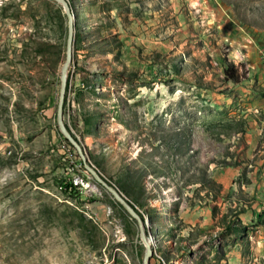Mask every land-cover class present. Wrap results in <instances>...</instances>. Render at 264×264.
I'll use <instances>...</instances> for the list:
<instances>
[{"label":"rangeland","instance_id":"rangeland-1","mask_svg":"<svg viewBox=\"0 0 264 264\" xmlns=\"http://www.w3.org/2000/svg\"><path fill=\"white\" fill-rule=\"evenodd\" d=\"M67 1L64 123L149 264H264V0ZM67 40L60 3L0 0V264H144L59 129Z\"/></svg>","mask_w":264,"mask_h":264},{"label":"water","instance_id":"water-1","mask_svg":"<svg viewBox=\"0 0 264 264\" xmlns=\"http://www.w3.org/2000/svg\"><path fill=\"white\" fill-rule=\"evenodd\" d=\"M57 3H60L66 12L68 18V40H67V49H66V60L63 64L61 70V88H60V99L58 103V111H57V122L59 125V129L61 133L65 136V138L73 145L83 162L85 169L92 175L97 183L103 186L107 191L127 210V212L135 218L141 229V237L144 243L146 244V253L144 257V264H149L150 258L153 255V250L150 244L147 242L144 232H143V221L140 216L136 212L135 208L125 199V197L112 185H110L105 178L90 164L87 153L84 151L81 143L75 139V137L69 132L64 123V104L66 98L67 91V77H68V69L73 59V44L75 37V21H76V11L71 8L67 0H54Z\"/></svg>","mask_w":264,"mask_h":264},{"label":"trees","instance_id":"trees-1","mask_svg":"<svg viewBox=\"0 0 264 264\" xmlns=\"http://www.w3.org/2000/svg\"><path fill=\"white\" fill-rule=\"evenodd\" d=\"M74 9V8H73ZM225 74V78L228 81H231L235 84H239L242 82V80L244 79V77L242 76V74L240 73V68L234 66H228L224 72ZM71 190L77 188L76 186L70 185L69 187Z\"/></svg>","mask_w":264,"mask_h":264},{"label":"built area","instance_id":"built-area-1","mask_svg":"<svg viewBox=\"0 0 264 264\" xmlns=\"http://www.w3.org/2000/svg\"><path fill=\"white\" fill-rule=\"evenodd\" d=\"M261 60H262L263 68H264V53H262L261 55Z\"/></svg>","mask_w":264,"mask_h":264}]
</instances>
